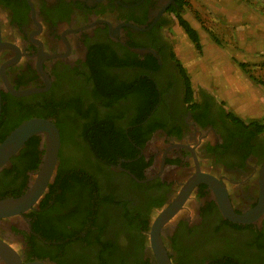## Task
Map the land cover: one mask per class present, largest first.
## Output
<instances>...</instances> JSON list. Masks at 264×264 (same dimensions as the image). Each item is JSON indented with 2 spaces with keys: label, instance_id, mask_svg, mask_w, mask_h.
<instances>
[{
  "label": "flooded vegetation",
  "instance_id": "af4514ba",
  "mask_svg": "<svg viewBox=\"0 0 264 264\" xmlns=\"http://www.w3.org/2000/svg\"><path fill=\"white\" fill-rule=\"evenodd\" d=\"M179 9L178 0H0V144L22 114H50L47 119L61 122L71 139L61 143L49 187L61 168L75 166L88 171L100 197L110 200L106 214L99 207L93 237L74 235L73 218L66 216L75 206L73 197L51 207L53 196L47 207H39L49 187L31 210L0 219V240L24 264H99L103 245L96 241L115 244L128 257L142 245L137 264H158L150 237L153 223L198 172L225 186L230 208L245 220L227 218L220 191L198 184L160 230L171 264H264V131L234 123L224 105L206 92L196 94L191 87L190 96L169 35L173 10ZM99 81L119 89L108 97H121L113 107H105L108 98L99 93ZM142 116L148 128L156 127L138 148L139 157L151 163L143 170L144 180L123 167L130 160L100 163L81 137L90 121L108 123L111 117L116 130L127 134L130 122ZM72 147L79 150L71 154ZM24 149L0 170V200L22 196L35 180L44 156L41 138L37 169L22 160ZM72 156L79 164H72ZM126 213L141 225L126 226ZM45 219L57 220V231L47 229ZM44 230L59 240L48 242ZM65 235L90 241L69 243ZM47 252L52 255L41 257Z\"/></svg>",
  "mask_w": 264,
  "mask_h": 264
},
{
  "label": "trees",
  "instance_id": "16d2710c",
  "mask_svg": "<svg viewBox=\"0 0 264 264\" xmlns=\"http://www.w3.org/2000/svg\"><path fill=\"white\" fill-rule=\"evenodd\" d=\"M178 4L180 9L173 10L176 13V18L178 20L179 25L185 31L189 39L195 45L196 50L201 52L202 47L200 43L199 33L191 26V24L183 18L182 10L188 4L185 0H178ZM182 71L184 72L185 77L188 81L189 94L190 96L193 93L191 81L187 75L186 70L182 66ZM97 85V89L101 96H113L114 94L119 92V89L116 88L115 85H112L109 82L99 81ZM97 95V94H96ZM100 96L99 99H102ZM121 97H110L105 100V107H113L117 100ZM26 114V113H25ZM34 115L28 114L22 116L17 119V121L13 124V127L10 129L9 134L15 130L19 125L22 124L23 120L32 119ZM50 114L44 116V119H47ZM229 117L233 120L234 123L240 124L242 126L255 127L258 132L264 131V121H252V122H244L237 116H235L232 112H229ZM110 118V119H109ZM107 118L110 120L108 123H102L99 119L90 121L85 124L84 132H82L81 137L91 146V151L95 154L98 161L100 163H104L106 165L117 164L119 159L130 160L131 163L123 164V167L129 168L132 170L133 174L137 175L138 179L144 180L145 178L142 176L143 170L147 168L151 163L146 162L144 157H139L140 151L139 147L143 148L146 144L147 140H149L151 134L155 130V126L152 128H148L145 125L146 117H141L140 119H134L130 122L129 125L133 127L127 134L125 130H116L111 120V117ZM57 127L61 133L62 144H66L71 139V133L65 130V127L62 126L61 122L58 121ZM114 127V128H113ZM40 143L39 137L31 138L25 145V149L22 151V160L25 164L29 166L31 170L37 169L40 164V151H37L38 144ZM30 153H33V156H27ZM73 157V156H72ZM71 159V158H70ZM77 157H73L72 164L78 163L79 160H75ZM71 161V160H70ZM79 166V165H78ZM95 169V168H94ZM66 170V171H64ZM96 172H101L100 169L95 170ZM60 191V192H59ZM67 195L74 199L75 206L71 213H68L66 216L71 217L74 226V235H79L83 232H87V234L91 235V233L96 228V221L99 215V207H104V213L109 210L110 200L107 198H101L99 193V187L97 182L89 175L86 170H78V167L69 168L65 167L60 169L59 175L56 177L53 184L49 187V194L46 196V199L39 205L40 208H45L48 206V201L53 199V196L56 198L53 199L54 203L51 207L68 201ZM67 221V217L65 219ZM124 224L130 229L137 228V226L141 225L136 222H132L131 218L126 214L123 215ZM44 225L49 228L51 226L55 231H57L60 226L57 220H48L45 219ZM136 225V226H135ZM147 224H143L144 231H149V228L146 227ZM94 228V229H93ZM44 235L48 242L59 240L53 233L46 232L44 230ZM93 237V235H91ZM65 239H69V243H77L79 245L89 244V237L85 239H81L77 237L72 240L71 235H65ZM136 237V236H135ZM96 238V237H95ZM94 242V241H93ZM132 242H138L137 238H133ZM99 243L101 246V251L99 255L102 256V261L99 264H132L131 258L134 259V263L137 264L139 260V256L141 254L142 245L133 247L136 248L132 257H128L126 255H122L123 253L119 250L118 246L112 243ZM87 244V245H88ZM55 247V245H54ZM129 247H131L129 245ZM61 251H66L65 247L61 248ZM112 254H115L114 259H112ZM52 255L51 252H47L46 254H42L41 257H50Z\"/></svg>",
  "mask_w": 264,
  "mask_h": 264
},
{
  "label": "rangeland",
  "instance_id": "374dc122",
  "mask_svg": "<svg viewBox=\"0 0 264 264\" xmlns=\"http://www.w3.org/2000/svg\"><path fill=\"white\" fill-rule=\"evenodd\" d=\"M187 5L182 10V16L201 35L203 51L198 52L185 31L181 28L176 17L169 32L175 47L179 63L186 70L196 94L203 92L212 95L225 109L232 112L244 122L264 120V102L258 100V91L247 78L241 77L239 71L229 70L230 46H224L221 34L217 33L216 22L228 15H241L252 10L255 14L264 13V0H185ZM251 9V10H250ZM224 35V34H223ZM226 36L230 35L228 30ZM218 42L219 50H225L222 57L215 50ZM227 43V42H226ZM226 56V57H225ZM227 66L222 69V65ZM256 80L264 86V69H252ZM264 88V87H263ZM240 92V94H237ZM79 147L70 148L71 154ZM150 151V149H149ZM148 151V152H149ZM147 152V153H148Z\"/></svg>",
  "mask_w": 264,
  "mask_h": 264
},
{
  "label": "water",
  "instance_id": "95a60500",
  "mask_svg": "<svg viewBox=\"0 0 264 264\" xmlns=\"http://www.w3.org/2000/svg\"><path fill=\"white\" fill-rule=\"evenodd\" d=\"M12 90V89H11ZM14 94L23 95L27 92L18 93L12 90ZM2 109V96L0 88V113ZM33 137H40L44 156L35 180L31 183L29 189L18 198H9L0 200V219L10 218L21 215L31 210L47 191L52 182L56 168L58 166L59 154L61 148V133L57 125L51 119L32 118L23 122L0 144V170L24 148L26 143ZM264 186V171L261 177ZM203 183L220 191L221 207L224 215L233 222H242L244 216H239L233 212L228 203L226 188L223 184L208 174L198 172L196 176L188 183L185 191L179 196L175 203L167 210L162 212L154 221L150 233L153 250L158 264H171L168 254L160 238V230L164 223L176 214L182 206L184 200L188 197L191 190L198 184ZM0 259L3 264H24L17 252L0 240ZM26 264H46L42 262H31Z\"/></svg>",
  "mask_w": 264,
  "mask_h": 264
},
{
  "label": "crops",
  "instance_id": "0c3cea01",
  "mask_svg": "<svg viewBox=\"0 0 264 264\" xmlns=\"http://www.w3.org/2000/svg\"><path fill=\"white\" fill-rule=\"evenodd\" d=\"M216 22L221 23L216 28L217 33L222 35L224 46H230V59L227 61L229 70L239 71L242 75L241 77L247 78L249 82L253 83V87L258 90L256 91L258 100L264 102V86L261 85L262 82L255 79L253 72H249L252 69H264V13L255 14L251 10L241 15L231 14L227 17H221ZM228 30H230V35L226 36L225 34H227ZM199 37L203 51V41L200 34ZM210 44L212 45L211 42ZM217 44L218 42L212 46L216 48L215 50H218V53L225 51L219 50ZM219 54L222 57L223 53ZM226 67L224 64L222 65V69L228 70ZM237 94H240V92Z\"/></svg>",
  "mask_w": 264,
  "mask_h": 264
}]
</instances>
